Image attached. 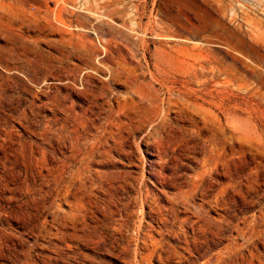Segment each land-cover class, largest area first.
<instances>
[{
	"label": "rangeland",
	"instance_id": "obj_1",
	"mask_svg": "<svg viewBox=\"0 0 264 264\" xmlns=\"http://www.w3.org/2000/svg\"><path fill=\"white\" fill-rule=\"evenodd\" d=\"M204 260L264 264V0H0V264Z\"/></svg>",
	"mask_w": 264,
	"mask_h": 264
},
{
	"label": "bare ground",
	"instance_id": "obj_2",
	"mask_svg": "<svg viewBox=\"0 0 264 264\" xmlns=\"http://www.w3.org/2000/svg\"><path fill=\"white\" fill-rule=\"evenodd\" d=\"M62 6V5H61ZM63 8V7H62ZM57 10V9H56ZM60 10V9H59ZM58 10V11H59ZM63 11V10H62ZM46 12V11H45ZM62 13V12H61ZM57 15V14H55ZM56 19V18H55ZM88 41V40H87ZM60 43V42H59ZM71 43V42H70ZM61 44V43H60ZM111 49V48H110ZM65 56V55H64ZM212 72V71H211ZM215 73V71H214ZM211 74V73H210ZM199 75V74H198ZM195 76V75H194ZM202 76V75H201ZM213 76V75H212ZM199 77V76H198ZM192 79H193V76H192ZM187 82V81H186ZM189 82V80H188ZM187 82V83H188ZM192 83V82H191ZM187 85V84H186ZM228 85V84H227ZM188 89V88H187ZM174 90V89H173ZM177 90V89H175ZM180 90V89H179ZM183 90V89H181ZM228 90V89H227ZM169 91V90H168ZM178 91V90H177ZM171 92V91H170ZM182 92H186L187 91H181ZM169 94V93H168ZM171 94V93H170ZM178 94V93H177ZM184 94V93H182ZM189 94V92H188ZM180 95V94H179ZM187 95V94H186ZM194 95V93L192 94ZM184 96V95H182ZM193 97V96H192ZM195 97V96H194ZM183 98V97H182ZM185 99V98H184ZM194 99V98H193ZM196 99V98H195ZM194 99V101H195ZM186 100V99H185ZM190 100V99H189ZM182 101V100H181ZM206 101V100H204ZM203 101V102H204ZM196 102V101H195ZM202 102V101H201ZM207 102V101H206ZM191 103H194V102H191ZM208 103V102H207ZM206 103V104H207ZM197 104V103H196ZM186 106V105H185ZM197 106V105H196ZM192 107H193V104H192ZM200 108V110L204 107L202 106H198ZM127 109V108H126ZM208 108H204L202 109V112H203V115L204 114H207V116L209 117V110H206ZM199 110V111H200ZM194 111V109H193ZM225 112H229V108L226 107L225 108ZM199 114V113H198ZM201 114V113H200ZM153 115V114H152ZM163 116V115H161ZM206 116V115H205ZM203 117V116H202ZM208 119V118H206ZM206 119H203V125L206 129H211L213 126L212 124L206 120ZM229 119V117H228ZM132 123V122H131ZM129 124V123H128ZM134 124V122H133ZM127 125V124H126ZM128 126V125H127ZM131 126V125H129ZM135 126V125H134ZM143 136V135H142ZM160 144V143H159ZM158 145V144H157ZM154 147V146H153ZM76 148H79V147H76ZM149 148V147H148ZM155 148V147H154ZM159 148V147H158ZM137 149V148H136ZM73 150V148L71 149ZM156 150V148L154 149ZM82 151V150H81ZM101 151V150H99ZM158 151V150H156ZM160 151V149H159ZM76 153V152H75ZM80 153V152H79ZM89 153V152H88ZM98 153V152H97ZM92 154V153H91ZM152 154V153H151ZM77 155H78V152H77ZM83 155V154H82ZM158 155V154H157ZM76 157V156H75ZM69 159H72V158H69ZM77 159V158H76ZM67 160V159H66ZM88 160V159H87ZM89 161V160H88ZM87 162V161H85ZM64 164V163H63ZM85 164V163H84ZM61 166V165H60ZM60 170V169H59ZM62 170V169H61ZM216 170L214 167H212V165L207 161V160H203L202 164H201V169L198 173L195 174L194 178L192 179V183L190 184V186L187 188V190H178L174 195L173 197L170 199L171 202L173 204H176V203H180L181 205H183L184 207L188 206L190 200L193 198L194 195H196V193H200L201 195L204 196L205 194V190H204V182L206 180L207 177H209L210 175H212V173H214ZM74 172V171H73ZM59 175V173H58ZM158 175V173H157ZM63 176V175H62ZM168 178V177H167ZM163 181V180H162ZM161 183H164V182H161ZM167 184V183H166ZM163 185V184H162ZM231 186V183L229 184H226V185H223L220 187V190L215 193L213 196H212V200H208L207 197L208 196H204V198H206L207 201H204L202 203V205L199 206L198 209L195 210V214H194V220H190L192 222L191 225V236L190 237H187L185 235H183V239H184V248L183 250L185 252H187L188 254H191V253H194L197 255L198 258L200 259H204L205 257H203L202 255L199 254L198 250L195 249V248H192V245H190L189 241H188V238H195L197 234L199 233H204L206 232L211 226H212V222H213V227L215 228V231L216 233L215 234H220L221 232H223L224 229H226L230 223H229V220H228V216L226 215L225 217H222V218H218V219H213V220H210L208 218V216H206V213L204 211H202V207H204V204L205 205H210V206H214V207H218L220 208L221 205H222V201L223 203H225V200H224V197H223V194L224 192ZM178 188V187H177ZM182 189V188H181ZM176 191V190H175ZM223 197V199L221 200L220 198ZM173 208V207H172ZM172 209H170L171 211ZM174 211V210H173ZM169 212V211H168ZM172 212V211H171ZM171 215V214H169ZM172 217V216H171ZM176 217V216H175ZM181 218V217H180ZM158 219V218H156ZM190 219V218H189ZM159 220V219H158ZM161 220V219H160ZM163 221V220H162ZM161 221V222H162ZM187 220H183V221H180V225L181 227L183 226L184 223H186ZM163 223V222H162ZM161 223V224H162ZM169 224V223H168ZM163 225V224H162ZM161 226V225H160ZM167 226V225H166ZM160 229V228H159ZM177 231V230H176ZM160 232V231H159ZM153 239V238H152ZM147 243V242H146ZM143 244V243H142ZM152 248L148 251V253L145 255V258L146 260L148 259H151V258H154V256H156L160 261H164V260H167L173 256H175L177 254V251H176V248L171 246L169 247V249L165 252V254H168V257H164V254H162V246L158 243H153L152 242ZM143 247V246H142ZM148 249V247H147ZM226 251V253H229V247H226L224 249ZM165 251V250H164ZM163 255V256H162ZM189 257H186V258H182L181 261H189ZM143 259V257L141 258ZM158 262V261H157ZM169 262V261H168ZM201 264H209L207 261H202Z\"/></svg>",
	"mask_w": 264,
	"mask_h": 264
}]
</instances>
